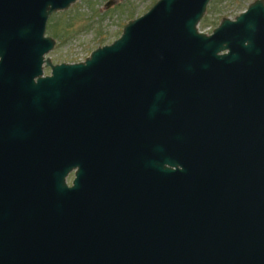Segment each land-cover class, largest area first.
Returning a JSON list of instances; mask_svg holds the SVG:
<instances>
[{
    "label": "water",
    "instance_id": "1",
    "mask_svg": "<svg viewBox=\"0 0 264 264\" xmlns=\"http://www.w3.org/2000/svg\"><path fill=\"white\" fill-rule=\"evenodd\" d=\"M73 1L0 0V264H264V0L210 32L154 0L52 62Z\"/></svg>",
    "mask_w": 264,
    "mask_h": 264
},
{
    "label": "rangeland",
    "instance_id": "2",
    "mask_svg": "<svg viewBox=\"0 0 264 264\" xmlns=\"http://www.w3.org/2000/svg\"><path fill=\"white\" fill-rule=\"evenodd\" d=\"M74 0L66 8L51 12L44 33L54 38L47 52L52 62L81 60L96 45L115 38L127 18L144 12L154 0ZM252 0H208L197 28L210 32L221 16L233 17ZM49 71L43 66V73ZM71 174L67 175L69 177Z\"/></svg>",
    "mask_w": 264,
    "mask_h": 264
},
{
    "label": "flooded vegetation",
    "instance_id": "3",
    "mask_svg": "<svg viewBox=\"0 0 264 264\" xmlns=\"http://www.w3.org/2000/svg\"><path fill=\"white\" fill-rule=\"evenodd\" d=\"M69 174H71L69 177H67V175H69ZM67 175L65 176V181H66V184L67 185H70L71 184V179H72V171H69L68 173H67Z\"/></svg>",
    "mask_w": 264,
    "mask_h": 264
}]
</instances>
